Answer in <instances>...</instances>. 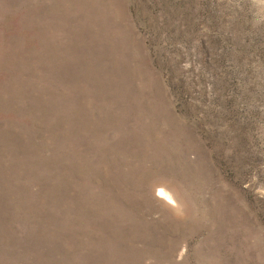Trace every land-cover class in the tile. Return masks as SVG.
<instances>
[{
	"label": "rangeland",
	"instance_id": "obj_1",
	"mask_svg": "<svg viewBox=\"0 0 264 264\" xmlns=\"http://www.w3.org/2000/svg\"><path fill=\"white\" fill-rule=\"evenodd\" d=\"M0 264H264V0H0Z\"/></svg>",
	"mask_w": 264,
	"mask_h": 264
}]
</instances>
